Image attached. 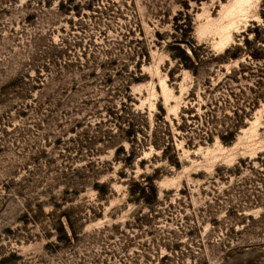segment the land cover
<instances>
[{"label": "rangeland", "instance_id": "374dc122", "mask_svg": "<svg viewBox=\"0 0 264 264\" xmlns=\"http://www.w3.org/2000/svg\"><path fill=\"white\" fill-rule=\"evenodd\" d=\"M0 264H264V0H0Z\"/></svg>", "mask_w": 264, "mask_h": 264}, {"label": "trees", "instance_id": "16d2710c", "mask_svg": "<svg viewBox=\"0 0 264 264\" xmlns=\"http://www.w3.org/2000/svg\"><path fill=\"white\" fill-rule=\"evenodd\" d=\"M181 56H183V57H184V56H185V52H183V51H182V52H181Z\"/></svg>", "mask_w": 264, "mask_h": 264}]
</instances>
